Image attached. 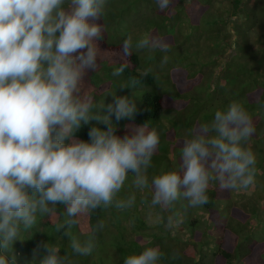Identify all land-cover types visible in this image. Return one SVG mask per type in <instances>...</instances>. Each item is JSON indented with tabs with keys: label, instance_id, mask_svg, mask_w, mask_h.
I'll use <instances>...</instances> for the list:
<instances>
[{
	"label": "clouds",
	"instance_id": "clouds-1",
	"mask_svg": "<svg viewBox=\"0 0 264 264\" xmlns=\"http://www.w3.org/2000/svg\"><path fill=\"white\" fill-rule=\"evenodd\" d=\"M155 3L163 11L172 0ZM106 7L107 0H0V264H17L14 242L40 218L59 213L58 206L67 217L55 225L60 232L97 210L132 209L140 193L151 223L178 231L187 209L209 203L211 185L231 192L255 183L257 158L246 146L255 127L238 100L190 130L175 170L149 176L160 145L157 128L147 121L130 135H117V124L133 117L135 103L116 91L106 96L111 102H97L82 84L85 70L99 67L94 41L105 33L104 23L97 21H103ZM133 49L168 53L171 44L148 32L129 33L122 42L123 57ZM169 59L163 55L161 67ZM127 67L125 61L111 75L119 76ZM140 82L129 77L120 89ZM89 124L88 140L76 138ZM129 175L132 190L122 196ZM128 223L134 226L135 218ZM105 227L99 220L84 239L73 235L71 252L65 255L57 244L38 242L32 264H74L73 255L90 256ZM163 257L158 245L147 246L125 256L123 264H160Z\"/></svg>",
	"mask_w": 264,
	"mask_h": 264
},
{
	"label": "trees",
	"instance_id": "trees-1",
	"mask_svg": "<svg viewBox=\"0 0 264 264\" xmlns=\"http://www.w3.org/2000/svg\"><path fill=\"white\" fill-rule=\"evenodd\" d=\"M97 22L105 26L103 38L94 41L100 51L99 67L96 72L85 70L82 84L98 102L104 98L105 103L111 102L106 96L116 91L135 103L133 117L117 124V135H130L147 121L157 128L160 145L149 176L175 170L182 141L189 138L190 130L210 122L216 110L238 100L255 127L246 145L257 158L255 183L231 192L211 185L209 203L187 209L178 231L166 230L162 224L149 227L144 218L148 209L140 204V193L132 209L97 210L81 218L79 225L60 232L55 225L67 217L58 206L59 213L40 218L14 242L17 264H32V250L40 241L57 244L61 255L70 253L71 237L84 239L88 227L99 220L106 227L97 233L95 250L87 257L73 255L74 264H123L125 256L157 245L164 253L160 264H264V0H172L171 7L163 11L155 0H107L106 15ZM145 32L166 37L171 51L133 49V54L123 57V39L129 33ZM163 55L170 59L161 67ZM125 61L128 67L113 77V70ZM146 70L150 71L143 77ZM132 76L140 79V84L121 90L120 83ZM90 127L83 126L76 138L87 141ZM131 181L129 175L122 196L132 190ZM198 211L204 214L201 219ZM122 217L128 218L127 222L135 218L132 233L123 226ZM183 234L188 236L186 240L180 238ZM186 248L190 249L189 257L183 258Z\"/></svg>",
	"mask_w": 264,
	"mask_h": 264
},
{
	"label": "rangeland",
	"instance_id": "rangeland-1",
	"mask_svg": "<svg viewBox=\"0 0 264 264\" xmlns=\"http://www.w3.org/2000/svg\"><path fill=\"white\" fill-rule=\"evenodd\" d=\"M164 79H165V77H164ZM163 79V80H164ZM93 84L95 85V86H97V88H98V79L97 78H94V80H93ZM98 102V101H97ZM91 125L92 126H99L102 130H105V126L104 125H95V122H92L91 123ZM145 212V211H144ZM198 215H199V219H201V217L202 216H204V214L202 213V212H200V211H198ZM144 218H145V220H146V223H147V225L149 226V227H151V225L153 224V223H151V221L148 219V216H147V213H145V216H144ZM128 219V218H127ZM127 219H124V217H122L121 218V220H122V224H123V226L127 229V232L128 233H132V229H131V227L129 226V223L127 222ZM147 232H148V230H147ZM181 237H185V240H186V238L188 237L186 234H183V235H180V238ZM189 253H190V249L189 248H186L184 251H183V258L184 257H189Z\"/></svg>",
	"mask_w": 264,
	"mask_h": 264
}]
</instances>
